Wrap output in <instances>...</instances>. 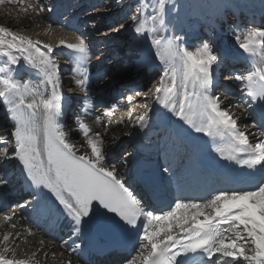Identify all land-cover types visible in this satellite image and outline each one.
<instances>
[{"label":"snow or ice","instance_id":"6c2138e0","mask_svg":"<svg viewBox=\"0 0 264 264\" xmlns=\"http://www.w3.org/2000/svg\"><path fill=\"white\" fill-rule=\"evenodd\" d=\"M15 2L25 15L54 10V6L44 5L42 0ZM147 8L144 0H137L128 19L131 31L150 40L155 59L166 65L151 100L166 110L164 114L170 113L196 133L221 138L223 143L217 144L215 152L258 174L256 182L248 188L214 191L203 200L176 198L166 205L167 210L150 209L127 180L118 178L116 165L105 166L103 146L108 125H104L102 132H93L82 115L76 114L74 122L86 143L83 154H78L76 145L69 142L58 122L63 115L64 96L53 46L7 26H0V58H6L7 64L13 66H19L23 60L42 73L43 79L33 86L30 80L15 79L12 68H0V98L12 123L11 139L6 135L0 140V145H11L12 150H0V156L21 166L25 182L35 190L30 201L34 210L63 216L71 222L70 239H80L85 227L101 232L119 229L138 236L136 256L123 258L122 264H188L190 259L198 264H264V24L235 34L238 48L250 57H258L253 61L254 70L233 77L247 98L245 111L254 121L253 127L261 129L253 142L249 126L240 127L237 113L225 107L227 100L212 94L214 69L221 59L215 45L204 41L189 50L180 36H162L161 30L169 23L166 0H157L151 15L142 11ZM125 27L120 24L114 31ZM56 47L67 48L74 54L73 71L84 77L76 84L86 98L90 45L82 35H77L75 42L60 39ZM135 96L140 97L141 92H135ZM126 99L131 103L133 96ZM118 107L112 103L105 108L104 115L111 116ZM151 112V105L145 104L138 114L130 111L128 121L144 129ZM139 181L148 192L152 191L154 182L148 176L141 173ZM6 183L0 177V185ZM0 215L5 222H11L16 213ZM15 226L14 222L10 224L12 229ZM12 235L11 231L6 232L0 241L4 245L0 248V264H39L33 259L35 252L33 258H16L15 250L8 244ZM15 236L19 238L20 233ZM68 246L67 241L61 245ZM80 247L81 244H75V248ZM66 264H72L71 259Z\"/></svg>","mask_w":264,"mask_h":264},{"label":"bare ground","instance_id":"6f19581e","mask_svg":"<svg viewBox=\"0 0 264 264\" xmlns=\"http://www.w3.org/2000/svg\"><path fill=\"white\" fill-rule=\"evenodd\" d=\"M33 2H39V0H25V3ZM144 2L148 5V8L142 9V11L146 15H151L153 5H149L146 0ZM42 3L49 7L54 6V10L42 14L29 12L25 15L20 11V5L15 0H4V3H0V26H7L14 32L29 35L34 40H40L53 46L54 53L52 55L58 65L57 71L61 78L63 103L66 109L65 117H58V122L62 126V130L68 134L69 142L76 145L78 154H83L86 143L83 134L74 122V116L81 113L82 104L87 101L89 105L88 113L82 114V117L89 124L92 131L102 132L104 125H108L103 146L107 157L105 166L116 165L118 167V178L127 180L130 185H133V182L137 179L136 171L132 166L136 154L134 140L140 128L129 123L128 113L131 111L138 114L144 110L145 104H149L152 107L149 122L154 123L158 133L155 140L158 147V156L163 161L164 168L171 167L165 173L166 177L176 182L174 186L176 191L181 190L179 198L201 200V188L199 186H207L208 183L198 185L195 184L197 180L193 181L192 178L187 181L191 176L188 164L194 158V150L191 149L189 143L178 138L175 133L176 127L179 125H183L187 130L193 129L184 125L170 113L164 114L166 110L155 104L150 98L166 65L155 59V49L151 47L150 40L138 37L131 31L132 24L128 18L135 10L137 0H84L81 3L77 0H42ZM227 3H233L242 9L254 5L248 0H228ZM255 6H257L256 10L259 11V14L250 21H231L225 28L206 31L205 35L201 34L198 27L200 23L204 26L218 19L215 15L210 16L212 18L210 20L196 17L194 24H191L192 22L187 23V28L183 24L172 30L167 26L165 31L163 30L160 33L162 36H180L183 45L187 46L189 50H194L196 46L204 41L215 45L221 56L218 65L215 67H218L221 63L223 65L221 76L225 77L231 74L232 79L230 81H215L218 88L213 90L212 94L219 95L221 99H226L227 104L225 106L232 102L236 103L235 110L231 111L237 113L240 127L249 126L253 142L261 129L258 126L253 127L254 121L245 111L244 102L247 98L241 90L242 86L233 77L237 73L246 74L248 71L254 70L253 61L258 57L253 58L243 53L242 50L231 43L226 33L230 32L229 36H232L236 34V31L242 32L250 26L264 24V5ZM120 24H125L127 27L119 32L114 31ZM218 24H223L220 18ZM223 30H226V32H223ZM187 32L189 33L186 34ZM77 35H82L87 43L92 42L91 45L88 43L90 45V59L86 67L87 72L92 77L91 84L87 86L86 98L84 91L76 84L77 80L84 77L73 71L76 68L73 59L74 54L67 48L56 47L60 39L75 42ZM93 50H96V52L92 54ZM92 56L95 58H92ZM106 58H111L114 62L107 63L105 62ZM126 58L131 61V65L128 68H121L116 61L125 60ZM232 62H237L238 68H236L237 65L233 66ZM0 68L5 69V71L12 68L15 79L21 82L30 80L33 86L39 85L42 80L39 78L41 76L40 72L32 69L23 60L20 61L19 66H13L7 64L6 58H0ZM131 70V74H126ZM156 71L157 74L154 76L153 73ZM37 74L39 77H35ZM122 76L125 77L122 78ZM41 91H43L42 86ZM137 91L141 92L140 97L135 96ZM228 93L229 95H227ZM145 94L149 97L148 101L144 98ZM129 95L133 96L131 103L126 99ZM232 98L235 101H231ZM112 103H117L119 107L111 116L102 118L100 112H103L106 107H110ZM97 117H99V121H97ZM11 131L12 123L6 115L4 100L0 98V140H3L6 135L11 139ZM3 149L10 152L12 146L0 145V150ZM0 177L7 180L5 185H0V205H3L7 198L20 197L23 194L21 191L28 185L22 175L19 163L17 161H6L3 156H0ZM218 177H212V184L217 187L216 191L232 189L229 182ZM133 188L136 191L138 186ZM29 198H33V193L27 197V199ZM49 198L51 199L50 195ZM25 201L13 202L14 206L12 208L15 207V210H0V214L13 211L16 213L11 222H5L2 215H0V241H2L6 232L11 231L13 235L10 236L8 244L15 250L17 259L33 258L32 254L35 252L36 255L33 259L38 261L39 264H65L69 259H71L72 264H75L76 254L80 249L75 248V244H82V239L90 227L84 228V234L81 235L80 239L75 237L70 239L71 222L67 218L41 213L34 210L33 205L32 209L34 211L31 209L26 210L18 205L23 204ZM53 219H59L60 222L51 223L49 226L50 231L45 233L40 227L50 224ZM67 220L68 222L64 223ZM13 222L16 225L15 229L10 227ZM40 222L42 223L41 226H39ZM39 232L44 233L42 242L37 240L39 238L37 233ZM15 233H20L19 238H16ZM65 241L69 245L67 248L61 247ZM3 246L0 243V248ZM73 249L75 250L73 251ZM53 252L56 253L55 256L52 255ZM9 256H11V253H9ZM114 260H117L116 264H122L121 257L117 256Z\"/></svg>","mask_w":264,"mask_h":264},{"label":"rangeland","instance_id":"374dc122","mask_svg":"<svg viewBox=\"0 0 264 264\" xmlns=\"http://www.w3.org/2000/svg\"><path fill=\"white\" fill-rule=\"evenodd\" d=\"M77 1L80 3L84 2V0H77ZM146 1L149 5L150 4L153 5L154 3L157 2V0H146ZM248 1L252 2L254 5H258V6L264 5V0H248ZM227 6H228V4H226L225 0H166V8L168 10L167 15H166V19L169 21L168 27L172 30V29L178 28V26L180 27V25L183 24L184 27L187 28L189 23L192 22L191 24H194V20L196 17H199V18L201 17L203 19L210 20V19H212L210 16L214 15V13H216V12H220L222 7H227ZM151 14H152V10H151ZM163 30L165 31V29H162L161 31H163ZM223 32H226V30H223ZM237 32H240V31H236V33ZM188 33L189 32H187L186 34H188ZM229 34H230V32L229 33L227 32L226 36H228L229 40L231 41V43L234 46H237V44L235 42V34H233L232 36H229ZM183 35H185V34H183ZM237 47H235V48L237 49ZM127 60H128L127 58L125 60L120 59V61L118 60V61H116V63H118V65L121 68H125V67L128 68V67H130L131 64ZM105 62L109 63V62H114V61H112L111 58L110 59L106 58ZM219 66L222 67L223 65L220 63ZM131 73H132V70L128 71V73H126V74H131ZM40 74H41L40 77L38 76V74H37V76L36 75L35 76L43 79L42 73H40ZM153 74L155 76L157 74V71L154 72ZM123 77H125V76H122V78ZM124 90H125V88H124ZM227 95H229V93ZM227 97H230V96H227ZM144 98H146V101H148L149 97L145 94ZM228 101H230V100H228ZM231 101H235V99L232 98ZM146 103H148V102H146ZM235 104H236L235 102H232L231 104H228L225 107H230V110H235ZM100 113H101L102 118L103 117L106 118V116L104 115V111L103 112L101 111ZM13 202L14 201H12L11 203H13ZM37 240L39 242H42L41 238H37ZM134 256H136V252L129 259H132Z\"/></svg>","mask_w":264,"mask_h":264}]
</instances>
